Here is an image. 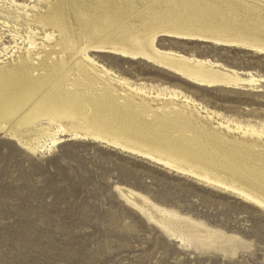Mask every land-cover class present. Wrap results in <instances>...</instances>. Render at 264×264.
<instances>
[{
    "label": "bare ground",
    "instance_id": "bare-ground-1",
    "mask_svg": "<svg viewBox=\"0 0 264 264\" xmlns=\"http://www.w3.org/2000/svg\"><path fill=\"white\" fill-rule=\"evenodd\" d=\"M40 1L33 9L15 0L7 7L31 20L22 28L4 20L13 40L19 38L23 46L12 48L11 60L0 62V131L34 154L51 151L64 137L107 144L264 209V121L233 124L176 88L133 86L89 54L100 50L144 59L172 78L206 90L255 84L259 80L251 72L159 49L157 38L166 35L264 55V8L258 7L264 0ZM0 7L6 5L0 2ZM22 131L30 135L27 140ZM115 191L182 246L223 251L227 241L236 242L141 192L124 186Z\"/></svg>",
    "mask_w": 264,
    "mask_h": 264
},
{
    "label": "rangeland",
    "instance_id": "rangeland-1",
    "mask_svg": "<svg viewBox=\"0 0 264 264\" xmlns=\"http://www.w3.org/2000/svg\"><path fill=\"white\" fill-rule=\"evenodd\" d=\"M15 1L29 9L41 2ZM0 2L6 5L0 12L15 15L10 19L0 14V62L5 63L23 41L13 40L4 20L22 28L31 19L9 10L10 0ZM157 46L217 60L251 72L259 82L206 90L174 79L144 59L100 50L89 54L133 86L176 88L233 124L264 121V55L166 35L158 36ZM64 139L51 151L34 154L0 131V264H158L161 255L168 264H264L263 208L137 154L89 139ZM116 186L141 192L236 242L227 241L223 251L182 246L122 202Z\"/></svg>",
    "mask_w": 264,
    "mask_h": 264
},
{
    "label": "snow or ice",
    "instance_id": "snow-or-ice-1",
    "mask_svg": "<svg viewBox=\"0 0 264 264\" xmlns=\"http://www.w3.org/2000/svg\"><path fill=\"white\" fill-rule=\"evenodd\" d=\"M158 264H168L167 260L164 259L163 255H161V258L159 259Z\"/></svg>",
    "mask_w": 264,
    "mask_h": 264
},
{
    "label": "water",
    "instance_id": "water-1",
    "mask_svg": "<svg viewBox=\"0 0 264 264\" xmlns=\"http://www.w3.org/2000/svg\"><path fill=\"white\" fill-rule=\"evenodd\" d=\"M19 144V143H18ZM20 145V144H19ZM21 146V145H20ZM24 148V147H23Z\"/></svg>",
    "mask_w": 264,
    "mask_h": 264
}]
</instances>
